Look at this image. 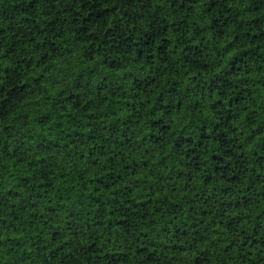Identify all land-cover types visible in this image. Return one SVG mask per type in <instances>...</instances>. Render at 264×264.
I'll list each match as a JSON object with an SVG mask.
<instances>
[{
  "label": "trees",
  "instance_id": "trees-1",
  "mask_svg": "<svg viewBox=\"0 0 264 264\" xmlns=\"http://www.w3.org/2000/svg\"><path fill=\"white\" fill-rule=\"evenodd\" d=\"M0 264H264V0H0Z\"/></svg>",
  "mask_w": 264,
  "mask_h": 264
}]
</instances>
